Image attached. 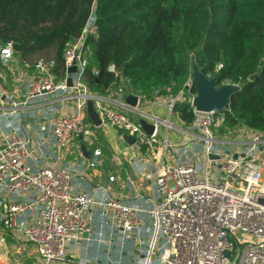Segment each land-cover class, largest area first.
<instances>
[{
  "label": "built area",
  "instance_id": "obj_1",
  "mask_svg": "<svg viewBox=\"0 0 264 264\" xmlns=\"http://www.w3.org/2000/svg\"><path fill=\"white\" fill-rule=\"evenodd\" d=\"M97 34V18L92 12L81 35L64 54L65 75L59 80L52 73L53 57L29 58L19 65L15 44L0 45V60L15 78L10 89L5 76L0 75L1 225L30 244L37 264L67 262L69 248L85 234L92 235L95 209L126 241L135 238L138 256H142L136 264H152L157 252V264H264V149H260L264 132L236 128L234 146L227 147L230 142L219 136L225 126L224 114L195 110L197 94L190 78L177 96L154 93V97L164 102L170 114L177 103L190 105L197 143L188 148L165 141L155 150L160 120L151 118L155 129L148 135L132 115L110 107L88 89L85 47ZM74 63L77 72L68 87V70ZM110 71L116 75L113 67ZM89 99L94 101L102 126L123 129L136 139L132 148L146 147L151 153L155 172L148 177L153 179L157 194L152 208L114 197L101 186L92 193L77 190L80 169L61 160L72 141L86 134ZM29 106H39L46 118L55 116L50 142L44 147L36 133L34 145V137L21 130L18 110ZM138 114L144 116L139 109ZM3 121L11 128H1ZM45 150L53 152L48 155ZM211 155L219 159L211 160ZM94 156L92 163L84 159L81 166L95 167L101 152L97 150ZM145 225L149 226V240L144 236Z\"/></svg>",
  "mask_w": 264,
  "mask_h": 264
},
{
  "label": "trees",
  "instance_id": "obj_2",
  "mask_svg": "<svg viewBox=\"0 0 264 264\" xmlns=\"http://www.w3.org/2000/svg\"><path fill=\"white\" fill-rule=\"evenodd\" d=\"M92 12L98 34L85 47L90 92L174 97L197 67L218 88L239 87L225 125L264 132V0H0V45L29 44L15 54L21 58L54 51L59 80L64 54ZM0 71L10 76L1 60ZM174 111L183 123L194 122L189 104Z\"/></svg>",
  "mask_w": 264,
  "mask_h": 264
},
{
  "label": "crops",
  "instance_id": "obj_3",
  "mask_svg": "<svg viewBox=\"0 0 264 264\" xmlns=\"http://www.w3.org/2000/svg\"><path fill=\"white\" fill-rule=\"evenodd\" d=\"M16 59L19 65H21L23 61L29 60L28 58H21L20 55L17 56ZM30 72H35V69H31ZM0 75L6 76V74L1 71ZM7 75L10 76L5 77L7 81L6 85L12 89L15 85L13 83L15 78L10 71ZM115 76H117V74ZM122 84L124 85V83H121V85ZM97 95L105 100L110 107L125 114L132 115V112L128 108V104L124 100L125 95H130L129 93L127 94L125 89L120 93H116L112 90V92H104ZM138 98L140 102L143 101L140 97ZM53 105L57 108L61 107L58 106L57 103ZM39 109V106H29L19 109L18 113L19 117H21V130L23 132H28L29 135L34 137V145H37L35 142L36 133L38 135V143L42 144V147H44L50 142L48 138L50 137V130L54 124L55 116L52 115L50 119L46 118L48 117L46 113L40 112ZM138 109L141 110L143 114L157 118L161 122L155 150L162 147L165 141L170 144L181 143L188 148L192 146V143H197L195 142L197 134L192 130L193 127L183 123L180 116L175 111L170 114L167 106L158 98L151 97L145 100L144 104L140 105ZM86 124L88 127L87 129L91 130L90 135H88V133L83 137L84 139H74L61 160L65 165L80 169L81 173L76 176L75 180L77 190L85 193H92L97 187L101 186L109 189V194L114 197L125 199V201L131 204H139L144 208H152L157 194L153 179L148 177L155 172V168H149V164L154 167L149 150L146 147H141L140 149L132 148L133 146H129L124 139L117 134L116 128L109 125L95 127L88 118V115ZM41 127H45L46 130L41 131L39 129ZM1 128L6 130V128L11 127L3 121ZM222 128L232 127L225 125ZM239 128L246 127L241 126ZM100 135H103L105 141L101 139V143L96 142L93 144L94 141H96V136ZM81 139H83L87 150L91 152L90 159L84 157L82 154ZM226 141L230 142L226 145L227 147L234 146V140H229L227 138ZM98 149L99 151L101 150V156L97 157L99 163H97L95 167H82L81 165L84 159L89 162V164L96 159L94 153ZM53 150L49 152L47 150L45 151L48 152L49 155L52 154ZM37 153H40V151ZM37 160L36 164L40 165L41 159L37 158ZM146 166L148 168H144ZM141 171L144 173H141ZM111 177H114L113 181L110 180ZM98 195L101 194L98 193ZM92 216V235L85 234L83 240H80L78 244L72 245L68 251L67 262L63 264H117L120 262L136 264L137 261H142V256H138L136 250L135 238L131 241H126L121 234L115 231L112 224L101 219L98 210H93ZM144 230L147 231L144 236L146 240H149L151 238L149 226L145 225ZM98 233H101L102 236L98 235ZM1 239H4V242H1ZM158 259L159 252L154 256V262L152 264H157ZM37 262L38 257L30 244L26 245L22 242L19 234L16 238L14 231L7 232L0 223V264H37Z\"/></svg>",
  "mask_w": 264,
  "mask_h": 264
},
{
  "label": "water",
  "instance_id": "obj_4",
  "mask_svg": "<svg viewBox=\"0 0 264 264\" xmlns=\"http://www.w3.org/2000/svg\"><path fill=\"white\" fill-rule=\"evenodd\" d=\"M29 44H15L14 50L17 53H22L29 48ZM77 72V67L74 63V66L68 70V80L67 86L72 87V74ZM258 77V74H255L251 77V81H254ZM116 76H113L115 79ZM191 78L194 82V85L197 90V95L193 100V107L197 112L201 113H209V112H216L218 114H223L229 109V99L232 94L236 93L239 90L238 86H224L218 88L216 85V80L214 78H207L203 75L197 67H193L191 72ZM125 102L128 104L129 110L132 112V118L139 122L143 127L144 131L148 135H152L154 132V125L151 122L152 116H147L144 114L143 117L138 114V108L140 105L144 104L145 101H139V98L134 95H125L124 96ZM87 115L91 122L94 124L95 127H101L102 122L99 118L93 99H89L87 102ZM117 134L124 139V141L129 146H134L136 143V139L131 137L130 135H126L125 131L120 128H116ZM84 139V138H83ZM81 139V151L84 157L90 159L91 152L87 150V147ZM260 149H264V144L260 145ZM211 160H218L219 157L215 155L210 156ZM229 256V253H226Z\"/></svg>",
  "mask_w": 264,
  "mask_h": 264
},
{
  "label": "rangeland",
  "instance_id": "obj_5",
  "mask_svg": "<svg viewBox=\"0 0 264 264\" xmlns=\"http://www.w3.org/2000/svg\"><path fill=\"white\" fill-rule=\"evenodd\" d=\"M49 54V55H48ZM52 57L54 58L55 57V53H54V51H51V52H48V53H45V54H42V55H35V56H33L32 58L34 59V58H36V59H41V58H44V59H48V60H50V59H52ZM31 58V57H30ZM31 58V59H32ZM29 59V58H28ZM191 78V77H190ZM189 78V79H190ZM188 79V80H189ZM188 80H187V82H188ZM186 82V83H187ZM236 128H221L220 129V133H219V136L220 137H224V138H228L229 140H232V138H233V135H232V133H233V131L235 130ZM195 131V130H194ZM196 133H197V131H195ZM89 133V134H88ZM90 133H91V130H89V129H87L86 130V134L85 135H90ZM94 139H95V137H94ZM94 139H93V141H94ZM101 139L102 140H104L103 139V135H100V136H96V141H94V143L93 144H95L96 142H99V143H101L102 141H101ZM105 141V140H104ZM107 142V141H106ZM108 144V143H107ZM109 145V144H108ZM110 146V145H109ZM111 147V146H110ZM112 148V147H111ZM101 149V148H100ZM99 150V149H98ZM102 150V149H101ZM101 150H100V152H101ZM113 150V149H112ZM144 168H148L147 166L146 167H144ZM149 168L150 169H153L154 167L150 164V166H149ZM141 169V168H140ZM143 169V168H142Z\"/></svg>",
  "mask_w": 264,
  "mask_h": 264
}]
</instances>
